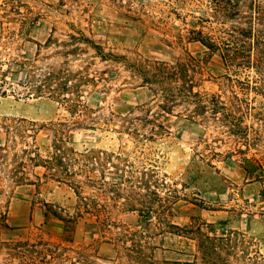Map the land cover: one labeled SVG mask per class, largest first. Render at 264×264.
I'll return each instance as SVG.
<instances>
[{
    "label": "rangeland",
    "instance_id": "rangeland-1",
    "mask_svg": "<svg viewBox=\"0 0 264 264\" xmlns=\"http://www.w3.org/2000/svg\"><path fill=\"white\" fill-rule=\"evenodd\" d=\"M243 1V10L252 6L264 14V0ZM224 2L0 0L1 70L12 60L58 67L63 61L53 56L54 47L39 45L51 34L67 41L75 31L122 57L105 61L79 44L70 69L95 81L83 86L77 116L51 99L26 95L19 80L0 79V264H264V68L233 72L221 55L188 42L198 22L205 33L219 28L215 17ZM258 28L264 34V23ZM187 53L198 64L196 72L187 69L198 81L195 90L218 94L221 106L237 110L235 131L209 112L194 122L193 106L181 104L164 122L166 138L136 148L127 128L133 117L145 116L140 108L152 106L153 96L132 66L174 65ZM56 129L73 157L112 153L135 168H126L122 179L117 161L88 169L76 162L70 171L78 173L80 200L52 180L54 171L36 164L56 156ZM142 167L156 170L166 183L156 189L163 198L172 195L170 203L143 207L136 196L132 208L127 196H114V185L126 195L144 193L124 183ZM50 212L77 219L65 223Z\"/></svg>",
    "mask_w": 264,
    "mask_h": 264
},
{
    "label": "trees",
    "instance_id": "trees-1",
    "mask_svg": "<svg viewBox=\"0 0 264 264\" xmlns=\"http://www.w3.org/2000/svg\"><path fill=\"white\" fill-rule=\"evenodd\" d=\"M243 3V0H225L224 5L221 4L222 6L218 7L217 16L215 17L219 28L205 33L203 23L198 22L192 29L188 30V42L201 43L210 54L221 55L226 62V66L233 72L237 73L242 69H254L257 73H261L264 68V34L258 26L264 23V14L260 9L256 11L252 6L247 7V10H243ZM246 5L247 3L244 4V6ZM254 19H257V24ZM75 33L77 35L69 34L67 41H61L51 34L45 45H39L42 49L44 47H54L53 56L57 61H63L58 67H38L32 64L31 61L12 60L7 62L9 64L3 62L1 64L7 65L8 68L5 70L0 69L1 82L6 83L7 78L19 80V84L26 95L51 99L68 110L72 116H77L85 98L84 93L86 91L83 86L93 84L95 81L83 71L70 69V57L76 58L79 52L82 51L79 44L85 43L105 61H117L122 57L105 53L103 47L96 45L84 34L77 31ZM187 55L186 60L179 59L174 65L146 61V63H134L132 66V70L143 78L144 85L149 87L153 96L151 99L152 106L147 108L148 105H145L140 108L145 116L140 114L133 117L132 126L127 128L136 148L141 147L146 142H156L166 138L162 137L164 136L162 132L166 131L167 128L164 122L167 123L170 120L169 117L175 108L181 104L193 106V115H190V118L194 122L202 114L209 112L216 119L223 118L227 122H232L231 128L235 131V121L238 118L237 110H230L221 106L218 94L209 95L195 90L198 81L195 80L194 76L189 75L187 69L191 68L196 72L195 68L198 64L190 54L187 53ZM15 67L18 68L17 71L14 70ZM20 75L22 76L20 77ZM19 77L20 79H18ZM8 88L16 92L13 89L14 87ZM160 119L164 121L161 122ZM149 125L152 126L150 133L141 134L140 129ZM33 127L34 124H32V130L35 132L36 130ZM54 136L56 139L53 141L52 147L56 156L54 155L44 161H36V164L43 166L47 171H54V173H51L52 180L68 186L80 200L85 198L82 196L80 182L76 179L78 173L70 171L76 162L80 163L82 161L84 168L88 169L95 165L104 166L108 163L112 165L117 161L120 163V167L114 165V168L120 173L122 179L127 172L130 173V171H126V168H135L133 164L129 166L127 159L112 153L102 152L98 156L88 153L82 155L80 160L71 156L74 151L66 146L64 135L59 129H56ZM56 168H58V171H55ZM59 172H64L65 175L61 176ZM87 178L89 182H92L91 177ZM161 181L162 179H160L155 169L142 167L138 171V176L132 175L129 177V181L126 179L124 183L131 182V186L138 188L139 191L142 190L143 194L136 193L132 189L126 195L122 192L121 185H114L113 194L119 199L127 196L132 208L136 207L133 202L136 196L141 197L143 207L152 206L157 202L165 203V201H169L170 203L172 195L163 198L156 189L159 185L166 186V183ZM51 214L65 223L77 219L74 217L72 218L74 220H71L70 217L65 218L59 213ZM169 225L174 226L170 223ZM134 248L136 249V258L143 259L144 251L141 247L134 246Z\"/></svg>",
    "mask_w": 264,
    "mask_h": 264
},
{
    "label": "crops",
    "instance_id": "crops-1",
    "mask_svg": "<svg viewBox=\"0 0 264 264\" xmlns=\"http://www.w3.org/2000/svg\"><path fill=\"white\" fill-rule=\"evenodd\" d=\"M28 206H29V207H27V206H26V207L28 208V213H30V210H31V205L29 204ZM23 208H25V206H24ZM34 210H36V207H35V208H33V213H34Z\"/></svg>",
    "mask_w": 264,
    "mask_h": 264
}]
</instances>
